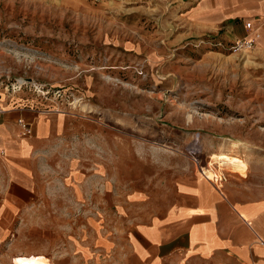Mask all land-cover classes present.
Listing matches in <instances>:
<instances>
[{"label":"rangeland","instance_id":"1","mask_svg":"<svg viewBox=\"0 0 264 264\" xmlns=\"http://www.w3.org/2000/svg\"><path fill=\"white\" fill-rule=\"evenodd\" d=\"M182 1L0 0V98L64 119L37 168L42 232L11 234L0 264H119L126 231L211 154L247 167L221 182L264 193V53L179 40Z\"/></svg>","mask_w":264,"mask_h":264},{"label":"crops","instance_id":"2","mask_svg":"<svg viewBox=\"0 0 264 264\" xmlns=\"http://www.w3.org/2000/svg\"><path fill=\"white\" fill-rule=\"evenodd\" d=\"M179 6V40L210 37L229 45L257 34L255 47L264 53V0H183ZM27 104L0 98V248L11 242L13 252L10 235L21 227L42 232L36 226L42 198L37 168L56 145L64 120L55 108ZM20 119L30 134H23ZM258 195H239L233 184L201 175L180 180L161 214L126 231L119 264H264V193Z\"/></svg>","mask_w":264,"mask_h":264},{"label":"bare ground","instance_id":"3","mask_svg":"<svg viewBox=\"0 0 264 264\" xmlns=\"http://www.w3.org/2000/svg\"><path fill=\"white\" fill-rule=\"evenodd\" d=\"M210 162L208 163V168L205 170L204 175L208 179H213L214 177L218 178L220 175L219 169H242L244 167L243 161L233 156L232 154H212L210 156ZM215 165V167H214ZM216 170V171H214Z\"/></svg>","mask_w":264,"mask_h":264},{"label":"built area","instance_id":"4","mask_svg":"<svg viewBox=\"0 0 264 264\" xmlns=\"http://www.w3.org/2000/svg\"><path fill=\"white\" fill-rule=\"evenodd\" d=\"M258 37L257 34H253V36H250V38L248 39H244V40H237L232 44H229V49H231L232 51H250L254 46H255V39ZM16 90V87L11 88V91L14 92ZM18 125L19 127L22 129V132L24 135H28L31 133V128H29L28 123L24 122L23 120H18ZM191 150V151H189ZM193 151V147H189V149L187 150L188 153H191ZM204 178H206V176L204 175V173L201 174ZM207 179V178H206ZM213 182H221V177H214L213 179H209Z\"/></svg>","mask_w":264,"mask_h":264}]
</instances>
